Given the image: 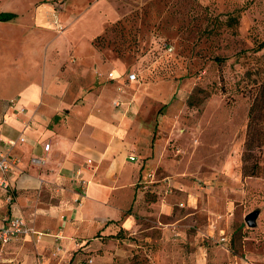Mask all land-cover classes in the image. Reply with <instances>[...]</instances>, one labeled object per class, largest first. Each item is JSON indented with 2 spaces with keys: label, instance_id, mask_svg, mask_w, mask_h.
<instances>
[{
  "label": "rangeland",
  "instance_id": "rangeland-1",
  "mask_svg": "<svg viewBox=\"0 0 264 264\" xmlns=\"http://www.w3.org/2000/svg\"><path fill=\"white\" fill-rule=\"evenodd\" d=\"M2 12L19 19L0 22V96L30 80L35 34L49 48L50 78L52 62L68 56L60 68L69 89L57 94L62 102L35 109L20 97L0 100V114L22 128L30 121L27 132L41 135L67 121L79 131V117L96 111L115 129L114 168L127 173L126 162L136 165L133 183L117 187L133 191L122 217L99 219L85 245L68 254L49 248L48 262L264 264V0H3ZM12 100L24 118L6 106ZM79 181L73 189L83 195ZM42 191V203L64 200L60 219L74 220L67 214L83 198L48 185ZM252 213L255 227L246 222Z\"/></svg>",
  "mask_w": 264,
  "mask_h": 264
},
{
  "label": "crops",
  "instance_id": "crops-1",
  "mask_svg": "<svg viewBox=\"0 0 264 264\" xmlns=\"http://www.w3.org/2000/svg\"><path fill=\"white\" fill-rule=\"evenodd\" d=\"M6 13L18 15L15 12ZM18 19L19 16L11 21L10 25H14ZM41 30L38 28L37 31ZM88 33L92 35L91 30ZM35 36L40 35L35 34ZM35 36L28 39L31 43L30 54L33 58H37L30 66V80L12 96H0L1 101L6 102L14 97H20L25 106L35 109V107L48 105L51 99L62 102L57 94L60 95L64 90L68 91V80L61 79L60 68L68 56L64 57V53L52 62L56 68V75L50 78L47 70L49 48H46V40L36 39ZM73 39L71 34H67V43L76 51L74 58L82 59V54L77 49L79 42ZM92 40L93 38L89 41ZM4 43V40H0V47ZM56 62L58 66L55 65ZM3 73L4 69L0 68V77ZM127 106L129 108V105H125ZM124 110L127 112L126 109ZM79 118L85 122L79 131L71 128L68 121L59 124L48 134L38 135L33 131H28L25 133L27 142L14 148L13 154L21 159L20 169L14 181L12 201L14 208L9 207L5 194L0 193V216L4 219L7 214L12 213L21 217L37 234L21 237L6 247L0 248V264H51L52 261L48 262L45 256L49 248H53L54 252L58 249L59 252L68 254L78 245L84 246L86 236L98 230L99 219L119 220L132 204V189L129 187L124 190L117 187L123 180L129 186L133 183L134 176L137 174L136 165L126 162L127 167L130 168L127 173L114 168V152L111 146L114 127L96 111L85 112ZM22 134L21 124L12 118L6 125L0 127V141L18 139ZM47 144L50 145L49 153L45 152ZM33 157H44L47 166L42 170L32 166L30 160ZM25 159L29 160L27 165L24 163ZM79 180L86 182L83 195L73 189L74 184H78ZM47 185L58 187L63 194L83 198L76 211L67 214L74 220L66 222L60 219L64 203H66L64 200L56 202L58 204L55 205L51 204L50 207L42 203V190ZM122 200L126 204L118 206L117 203ZM110 208H117L116 215L110 216ZM103 209H106L107 213L101 216L99 214ZM165 212L170 211L166 209ZM47 232H52L54 235L49 237ZM38 257H40L39 263L37 262Z\"/></svg>",
  "mask_w": 264,
  "mask_h": 264
},
{
  "label": "built area",
  "instance_id": "built-area-1",
  "mask_svg": "<svg viewBox=\"0 0 264 264\" xmlns=\"http://www.w3.org/2000/svg\"><path fill=\"white\" fill-rule=\"evenodd\" d=\"M110 77L112 80L116 79L114 74H111ZM128 80L134 82L137 81V75L131 74L128 76ZM11 109L16 111L17 118L25 117V109L19 108L17 102L12 100L10 101ZM17 106V107H16ZM116 107H125L124 104L120 102L115 103ZM129 108L127 109L128 112ZM9 116L5 114H0V127L8 123ZM30 121H25L23 123V134L18 139H7L0 141V193H4L6 197V203L10 208H14L12 201L14 198V181L17 176V172L20 169L21 159L13 154L14 148L17 146L23 145L27 142V136L25 133L30 129ZM45 152H50V145L45 146ZM132 160H135L132 158ZM30 163L34 167L41 168L45 165L46 159L44 157H33L30 160ZM37 234L33 229L29 228L25 220L21 217H18L12 213L7 214L3 219L0 216V248H4L13 241L30 235Z\"/></svg>",
  "mask_w": 264,
  "mask_h": 264
},
{
  "label": "trees",
  "instance_id": "trees-1",
  "mask_svg": "<svg viewBox=\"0 0 264 264\" xmlns=\"http://www.w3.org/2000/svg\"><path fill=\"white\" fill-rule=\"evenodd\" d=\"M18 17L17 14H14V13H0V22H11L13 20H15L16 18ZM101 37H98L96 41L100 40ZM256 109H257V105H253L252 107V110H251V114H250V118H251V122H250V131H252L253 129V124L255 122V119H256ZM60 118L57 116L55 117V121H58ZM250 136H249V140H248V143H247V147L250 146L251 144V140H250Z\"/></svg>",
  "mask_w": 264,
  "mask_h": 264
},
{
  "label": "water",
  "instance_id": "water-1",
  "mask_svg": "<svg viewBox=\"0 0 264 264\" xmlns=\"http://www.w3.org/2000/svg\"><path fill=\"white\" fill-rule=\"evenodd\" d=\"M257 218H258V213H252L246 218V222L249 225V227L256 226Z\"/></svg>",
  "mask_w": 264,
  "mask_h": 264
},
{
  "label": "bare ground",
  "instance_id": "bare-ground-1",
  "mask_svg": "<svg viewBox=\"0 0 264 264\" xmlns=\"http://www.w3.org/2000/svg\"><path fill=\"white\" fill-rule=\"evenodd\" d=\"M21 103L24 104V101H22Z\"/></svg>",
  "mask_w": 264,
  "mask_h": 264
}]
</instances>
